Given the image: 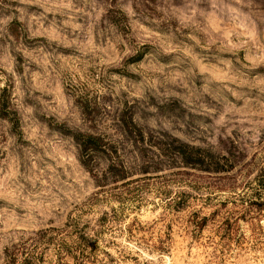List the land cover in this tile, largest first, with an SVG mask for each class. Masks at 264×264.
I'll return each mask as SVG.
<instances>
[{"label": "rangeland", "instance_id": "374dc122", "mask_svg": "<svg viewBox=\"0 0 264 264\" xmlns=\"http://www.w3.org/2000/svg\"><path fill=\"white\" fill-rule=\"evenodd\" d=\"M76 134L129 176L103 179L102 156L89 173ZM179 144L233 168L156 158ZM263 164L264 0H0V257L121 196L138 208L106 248L118 264H264Z\"/></svg>", "mask_w": 264, "mask_h": 264}, {"label": "trees", "instance_id": "16d2710c", "mask_svg": "<svg viewBox=\"0 0 264 264\" xmlns=\"http://www.w3.org/2000/svg\"><path fill=\"white\" fill-rule=\"evenodd\" d=\"M115 23V21L112 20ZM3 116H6V107L1 104ZM73 140L79 149V162L92 174L95 158L102 156L108 161L105 177L111 179H126L130 172L125 167L123 160L118 155L116 146L110 145L101 137L93 135L76 134ZM137 143L143 142L144 137L140 131L134 136ZM165 149H158L156 158L171 157L177 159L182 165L198 168L201 171L219 173L228 172L233 168V162L228 156H214L208 150L179 144L178 146H166ZM142 159L145 154H141ZM150 159V157H146ZM161 164L156 163V165ZM157 167H150L148 164L141 165L140 173L146 174L149 170ZM259 184L264 185V164L261 168ZM102 180L96 179L99 184ZM116 201L118 206L111 207L109 211H102L90 216L91 208L101 203ZM134 197H111V199H99L96 196L88 198L81 205L87 210H79V213L67 216L61 227H48L33 233L26 240L5 247L0 257V264H118L121 260L113 258L106 248L116 245L114 235L120 233L121 224L126 218L124 210L138 208ZM134 218L132 225H137ZM163 251V249H160Z\"/></svg>", "mask_w": 264, "mask_h": 264}]
</instances>
